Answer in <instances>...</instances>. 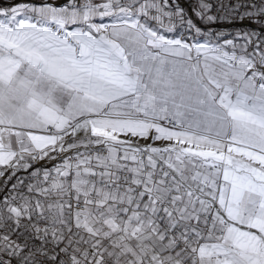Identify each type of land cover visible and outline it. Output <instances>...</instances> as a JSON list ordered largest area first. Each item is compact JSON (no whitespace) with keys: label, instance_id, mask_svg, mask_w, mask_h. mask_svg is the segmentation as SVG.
<instances>
[{"label":"snow or ice","instance_id":"6c2138e0","mask_svg":"<svg viewBox=\"0 0 264 264\" xmlns=\"http://www.w3.org/2000/svg\"><path fill=\"white\" fill-rule=\"evenodd\" d=\"M167 5L0 7V177L32 169L0 199V264H264V36L169 38L201 30Z\"/></svg>","mask_w":264,"mask_h":264},{"label":"built area","instance_id":"2783aa9c","mask_svg":"<svg viewBox=\"0 0 264 264\" xmlns=\"http://www.w3.org/2000/svg\"><path fill=\"white\" fill-rule=\"evenodd\" d=\"M20 0H0V4L6 3L10 4L11 2H19ZM33 1V0H28ZM65 0H56L55 3H62ZM192 0H168L167 8L169 10H174L179 7L183 9L184 20L187 21L191 19L197 25H201L202 27L207 25H202L198 19V16L195 15L192 6L190 4ZM211 2L216 5L213 9L210 10L211 15L217 16V19L213 22L216 27H228L234 28L236 31L241 32H254L257 36H264V18L260 20H239V19H220L221 15H224V12L220 8L221 0H211ZM238 2V0H223L224 4L234 5ZM175 27L179 30V32H187L184 37L188 39H193L194 36L189 32V27L186 23H181L179 18L173 21ZM181 34V33H180ZM232 38V37H231ZM231 38H223V39H231ZM222 43V42H221ZM58 162V161H57ZM52 161L44 160L35 163V167H52ZM32 169L29 170H17L15 176L11 175V172L8 171L5 173L3 177H0V199H3L4 196L11 194V188L13 184H16L19 179H25V183H28L27 177L29 176ZM11 177V178H10ZM24 191V189H21Z\"/></svg>","mask_w":264,"mask_h":264},{"label":"trees","instance_id":"16d2710c","mask_svg":"<svg viewBox=\"0 0 264 264\" xmlns=\"http://www.w3.org/2000/svg\"><path fill=\"white\" fill-rule=\"evenodd\" d=\"M191 6H192V9L196 15V11L194 10V7L197 8L198 7V0H192L190 2ZM210 13V12H209ZM197 16V15H196ZM198 19L200 21V23L202 25H207V26H204L202 27L201 25H197L196 23H194L198 28H200V32L197 33L195 31V29H189L188 31L191 32V34L195 37H205V38H208L210 40H221L223 38H231L233 36H235L234 32L236 31L234 28H228V27H216L214 26L213 22L215 21H208L206 18H201L198 16ZM170 33L172 34H178V33H181V35H184L187 33V32H179V30L174 26L173 29L171 31H169ZM217 34H222V35H217Z\"/></svg>","mask_w":264,"mask_h":264},{"label":"crops","instance_id":"0c3cea01","mask_svg":"<svg viewBox=\"0 0 264 264\" xmlns=\"http://www.w3.org/2000/svg\"><path fill=\"white\" fill-rule=\"evenodd\" d=\"M50 2L56 6H60V5H63L66 3V0L63 1L62 3H55L56 0H33V1H28V0H20L19 2H11L10 4H6V3H2L0 4V7H3V8H7V7H11L15 4H19V3H29V4H40L41 2ZM3 17H0V19H2ZM96 22H104V23H109L111 22L110 21V18H104V19H100V18H96ZM153 24H155V22H153ZM162 32V34H165L167 35L169 38H183L185 41H187L188 43H206V42H223L224 39H221V40H210L208 38H205V37H194L193 39H188L186 37H184L183 35H181L180 33L178 34H172L170 33L167 29H161L160 30ZM237 32H241V31H235L234 34H236Z\"/></svg>","mask_w":264,"mask_h":264},{"label":"rangeland","instance_id":"374dc122","mask_svg":"<svg viewBox=\"0 0 264 264\" xmlns=\"http://www.w3.org/2000/svg\"><path fill=\"white\" fill-rule=\"evenodd\" d=\"M44 2H45V1H44ZM194 10L196 11V10H197V8H195V7H194Z\"/></svg>","mask_w":264,"mask_h":264}]
</instances>
